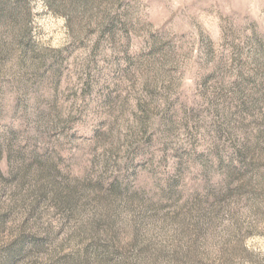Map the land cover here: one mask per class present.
Returning a JSON list of instances; mask_svg holds the SVG:
<instances>
[{"label": "rangeland", "instance_id": "1", "mask_svg": "<svg viewBox=\"0 0 264 264\" xmlns=\"http://www.w3.org/2000/svg\"><path fill=\"white\" fill-rule=\"evenodd\" d=\"M0 264H264V0H0Z\"/></svg>", "mask_w": 264, "mask_h": 264}]
</instances>
